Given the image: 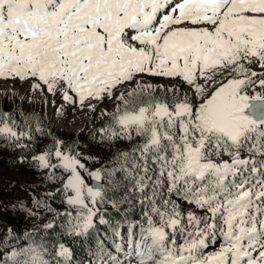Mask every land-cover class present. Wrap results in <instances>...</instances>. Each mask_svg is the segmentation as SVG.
<instances>
[{
  "label": "snow or ice",
  "instance_id": "snow-or-ice-1",
  "mask_svg": "<svg viewBox=\"0 0 264 264\" xmlns=\"http://www.w3.org/2000/svg\"><path fill=\"white\" fill-rule=\"evenodd\" d=\"M0 100L17 104L0 142L65 205L19 202L60 236L28 234L4 264H74L94 234L88 264H264V0H0ZM37 100L99 109L107 162L19 106Z\"/></svg>",
  "mask_w": 264,
  "mask_h": 264
},
{
  "label": "rangeland",
  "instance_id": "rangeland-1",
  "mask_svg": "<svg viewBox=\"0 0 264 264\" xmlns=\"http://www.w3.org/2000/svg\"><path fill=\"white\" fill-rule=\"evenodd\" d=\"M145 80L155 85L168 83L156 77H145ZM26 87V85L23 87L17 85L18 96H25ZM19 106L25 114L42 117L46 129L50 130L54 137L68 144L79 145V150L85 156L97 157L103 162H107L110 150L96 143L93 139V133L107 119L100 116L99 109L93 114L87 111L81 112L78 108L74 110L72 107H67L65 114L61 117L55 114L54 108L44 106L39 100L35 103H23ZM16 107L17 104H13L11 101L0 100V110L11 111ZM112 107V102L108 100L100 105V108L109 111L112 110ZM50 143V139L40 140L36 151L39 152L45 144ZM22 155L30 158L31 153L20 149L12 151L6 144L0 142V264H4L13 248H19L28 242V234L45 237L47 233L43 231V224L52 219L51 214H45L40 219L29 217L27 213L19 210V202H23L29 209L34 208L32 203L34 199L47 200L57 212H62L65 208V205L60 203L62 197L59 194L55 199L47 197V193L53 192L57 186L44 180L42 174L36 171L31 164L20 163ZM89 166L99 167V164H90ZM109 211L111 210L109 209ZM59 223L58 220L57 224ZM8 229H11L12 232L9 233ZM73 259L74 264H88L90 258L88 260L87 258Z\"/></svg>",
  "mask_w": 264,
  "mask_h": 264
},
{
  "label": "trees",
  "instance_id": "trees-1",
  "mask_svg": "<svg viewBox=\"0 0 264 264\" xmlns=\"http://www.w3.org/2000/svg\"><path fill=\"white\" fill-rule=\"evenodd\" d=\"M98 228L100 230V236H105L107 234V239L110 243L111 241V234L108 230V227L106 225H98ZM51 232V235L48 233L45 234V239H49V241H55L56 239L59 238L60 232L59 228L56 230H49ZM67 242V241H66ZM96 246V239H95V234L93 237H90L87 241H78L75 243H71L70 247L74 251V258H80V259H86L87 260L90 258L91 251L95 249Z\"/></svg>",
  "mask_w": 264,
  "mask_h": 264
}]
</instances>
